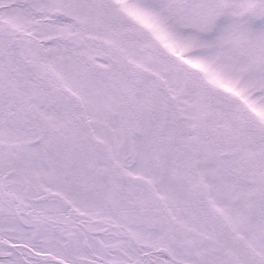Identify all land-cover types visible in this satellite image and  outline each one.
I'll return each instance as SVG.
<instances>
[{
	"label": "snow or ice",
	"instance_id": "1",
	"mask_svg": "<svg viewBox=\"0 0 264 264\" xmlns=\"http://www.w3.org/2000/svg\"><path fill=\"white\" fill-rule=\"evenodd\" d=\"M0 264H264V0H0Z\"/></svg>",
	"mask_w": 264,
	"mask_h": 264
}]
</instances>
